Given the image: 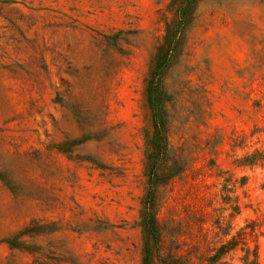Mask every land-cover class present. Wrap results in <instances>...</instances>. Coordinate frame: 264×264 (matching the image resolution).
<instances>
[{
    "label": "rangeland",
    "instance_id": "rangeland-1",
    "mask_svg": "<svg viewBox=\"0 0 264 264\" xmlns=\"http://www.w3.org/2000/svg\"><path fill=\"white\" fill-rule=\"evenodd\" d=\"M175 0H0V264H264V0H198L165 71L183 172L141 227L147 82ZM149 241V242H148Z\"/></svg>",
    "mask_w": 264,
    "mask_h": 264
},
{
    "label": "trees",
    "instance_id": "trees-1",
    "mask_svg": "<svg viewBox=\"0 0 264 264\" xmlns=\"http://www.w3.org/2000/svg\"><path fill=\"white\" fill-rule=\"evenodd\" d=\"M198 0H175L176 18L168 23L163 42L158 46L155 62L147 82V101L152 113V131L146 138V177L147 188L143 199V213L141 227L145 234L156 235V207L158 189L166 185L172 178L180 175L185 169V162L172 158L168 137V114L166 96L162 88L165 71L173 62V54L183 39L187 28L192 22ZM258 159L252 160L256 164ZM153 241L145 244L142 254V264H156L153 246L158 238H145ZM149 242V241H148Z\"/></svg>",
    "mask_w": 264,
    "mask_h": 264
}]
</instances>
